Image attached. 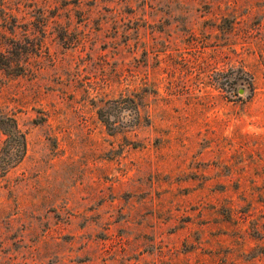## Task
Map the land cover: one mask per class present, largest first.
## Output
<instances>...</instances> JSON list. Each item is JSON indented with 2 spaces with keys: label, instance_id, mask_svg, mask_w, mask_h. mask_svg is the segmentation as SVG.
Listing matches in <instances>:
<instances>
[{
  "label": "rangeland",
  "instance_id": "rangeland-1",
  "mask_svg": "<svg viewBox=\"0 0 264 264\" xmlns=\"http://www.w3.org/2000/svg\"><path fill=\"white\" fill-rule=\"evenodd\" d=\"M2 116L0 264H264V0H0Z\"/></svg>",
  "mask_w": 264,
  "mask_h": 264
},
{
  "label": "trees",
  "instance_id": "trees-1",
  "mask_svg": "<svg viewBox=\"0 0 264 264\" xmlns=\"http://www.w3.org/2000/svg\"><path fill=\"white\" fill-rule=\"evenodd\" d=\"M132 125L131 127H133ZM0 127L2 129V133L4 134L3 146L7 148H12L14 144H19L21 147L24 143L23 134L16 127L15 121L11 117H0ZM21 158V154H6L4 156V162L2 164L3 168L8 169L14 166ZM5 169V170H6Z\"/></svg>",
  "mask_w": 264,
  "mask_h": 264
}]
</instances>
